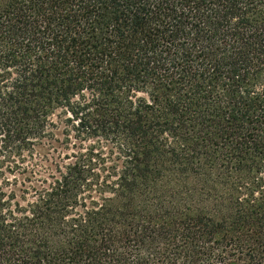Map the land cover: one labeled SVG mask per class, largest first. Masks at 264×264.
Masks as SVG:
<instances>
[{"label":"trees","instance_id":"trees-1","mask_svg":"<svg viewBox=\"0 0 264 264\" xmlns=\"http://www.w3.org/2000/svg\"><path fill=\"white\" fill-rule=\"evenodd\" d=\"M56 111L98 147L0 163V264H264V0H0L4 163Z\"/></svg>","mask_w":264,"mask_h":264},{"label":"rangeland","instance_id":"rangeland-1","mask_svg":"<svg viewBox=\"0 0 264 264\" xmlns=\"http://www.w3.org/2000/svg\"><path fill=\"white\" fill-rule=\"evenodd\" d=\"M68 118L69 115L56 111L50 118L52 125L48 127L46 137L37 142L31 151H25L20 158L14 159L18 168L11 165L13 163H4V159L0 157V163L3 162L2 165L8 167L11 172H4V178L9 182V189L15 191L18 196L23 190L30 192L29 188H38L42 180L50 182V176H57L56 168L59 167L61 170L63 166L72 162L68 158L78 148L98 147L96 141H81L83 137L73 131L72 122L68 121ZM26 197L27 200H31V197Z\"/></svg>","mask_w":264,"mask_h":264}]
</instances>
